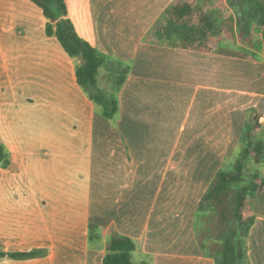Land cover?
I'll list each match as a JSON object with an SVG mask.
<instances>
[{
  "label": "crops",
  "instance_id": "1",
  "mask_svg": "<svg viewBox=\"0 0 264 264\" xmlns=\"http://www.w3.org/2000/svg\"><path fill=\"white\" fill-rule=\"evenodd\" d=\"M172 1L65 0L79 35L128 67L108 119L77 82L80 59L46 34L42 9L0 0V143L10 160L0 164V250L39 252L0 264H103L113 232L133 240L136 264H217L194 216L245 123L264 116V56L146 41ZM48 109L58 116L51 136L26 134L24 121L36 117L34 134ZM245 212L254 221L244 264H264V186Z\"/></svg>",
  "mask_w": 264,
  "mask_h": 264
},
{
  "label": "trees",
  "instance_id": "2",
  "mask_svg": "<svg viewBox=\"0 0 264 264\" xmlns=\"http://www.w3.org/2000/svg\"><path fill=\"white\" fill-rule=\"evenodd\" d=\"M31 1L42 9L47 19L46 34L56 36L68 55L80 59L76 67L78 84L100 107L102 115L115 119L117 92L127 78L128 67L115 64L79 35L68 17L65 0ZM146 41L198 51H213L221 45L237 46L248 51L251 59H257V51H262L264 56V0H226L221 8L212 0H173L147 34ZM102 67L111 84L108 94L97 85V74ZM260 129L257 118L245 123L232 165L217 171L196 208L198 244L209 250L217 264H244L246 238L254 221L245 212V204L264 186L261 173L264 129ZM9 161L8 151L0 143V164L7 167ZM251 161L253 172L249 179H244ZM94 228L90 224V239L96 238ZM106 248L103 264H136L131 258L135 245L130 237L113 232ZM38 254L37 250H0V256L15 259Z\"/></svg>",
  "mask_w": 264,
  "mask_h": 264
},
{
  "label": "rangeland",
  "instance_id": "3",
  "mask_svg": "<svg viewBox=\"0 0 264 264\" xmlns=\"http://www.w3.org/2000/svg\"><path fill=\"white\" fill-rule=\"evenodd\" d=\"M212 2H214V4L216 5L217 8H221V6H225L226 5V0H212ZM97 85L99 86L100 89H102L105 93H111V84L106 72V69H104L103 67L99 69L98 74H97ZM56 117L58 118V116L52 111V110H46L45 114L40 118L38 117L37 120V125L38 128L37 130L34 132L35 130V126H34V122L31 119H35L36 117L34 115H32L29 120H26V122L24 121V125H25V132L26 134H28L29 136H35L36 132L39 131V133L42 132V134H44V136H51L52 133V128H49L50 123H54V121L56 120ZM261 130V129H260ZM252 161L249 163V167L246 170L245 173V178L244 179H249L250 175L253 172V168H252ZM229 168V167H227ZM196 212H195V216H194V228H195V220H196ZM207 243L210 242V239H208L206 241Z\"/></svg>",
  "mask_w": 264,
  "mask_h": 264
},
{
  "label": "built area",
  "instance_id": "4",
  "mask_svg": "<svg viewBox=\"0 0 264 264\" xmlns=\"http://www.w3.org/2000/svg\"><path fill=\"white\" fill-rule=\"evenodd\" d=\"M258 122H259V123L264 122V116H259V117H258Z\"/></svg>",
  "mask_w": 264,
  "mask_h": 264
}]
</instances>
